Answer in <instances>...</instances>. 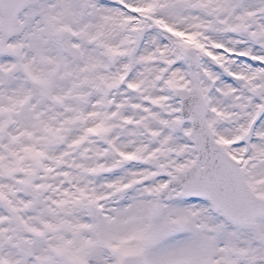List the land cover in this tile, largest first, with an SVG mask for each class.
I'll return each mask as SVG.
<instances>
[{
  "label": "snow or ice",
  "instance_id": "obj_1",
  "mask_svg": "<svg viewBox=\"0 0 264 264\" xmlns=\"http://www.w3.org/2000/svg\"><path fill=\"white\" fill-rule=\"evenodd\" d=\"M0 264H264V0H0Z\"/></svg>",
  "mask_w": 264,
  "mask_h": 264
}]
</instances>
